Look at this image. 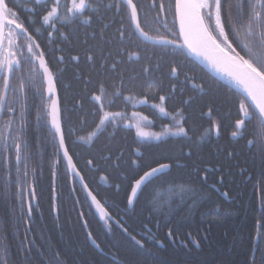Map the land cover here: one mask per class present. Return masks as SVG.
Masks as SVG:
<instances>
[{"label":"trees","instance_id":"16d2710c","mask_svg":"<svg viewBox=\"0 0 264 264\" xmlns=\"http://www.w3.org/2000/svg\"><path fill=\"white\" fill-rule=\"evenodd\" d=\"M107 2L108 0H105V3ZM133 2L143 5L147 11L152 0ZM156 2L159 4V0ZM12 3L19 5L21 17L26 18L29 13L24 4L28 3V7H32L34 0H12ZM152 15H155V12ZM107 17L106 23L111 26L105 30L104 38L112 43L105 44L104 47L106 51L115 52L119 46L117 30L121 23L127 26V20L122 19V13L117 14L115 9L108 12ZM113 18L115 22H112ZM160 20L162 25L164 17L161 16ZM167 22L171 25V16H168ZM100 27L98 22H94L88 31L96 29L98 32ZM160 32L164 33L162 26ZM150 34L156 35L155 32ZM84 39L83 32L71 35L69 42H63L57 37L56 44H59L63 51L55 52V45L48 43L46 33L39 36L42 50L46 52V58L58 76L56 90L59 106L65 117L66 146L69 154L84 183L97 195L105 210L138 239L143 240L158 264H251L253 259L259 261L264 258L261 257V250L264 249V205L256 185L261 162L259 156L250 150L245 138L230 135L234 130L232 123L236 118L234 91H229L227 87H217L215 81L209 79L208 71L201 65L189 71L191 65L183 57L168 56L160 74L155 75L151 81L156 86L155 98L149 94L148 104L121 99L111 110H126L129 114L132 111L141 112L153 121L149 130L161 132L162 125L172 123L171 118L161 115L151 105L158 103L159 95L163 94L158 90L161 80L165 91L170 89L172 82H176L177 78L165 75L169 63L173 59L178 64L183 61L179 81L184 80L185 72H188V75L195 74L198 79L194 83H201L199 77H203L207 90V94L200 93L190 84H185L181 91V85L178 84L173 99L166 104L169 112H175L180 107L187 109L185 127L189 130V135L182 137L169 134L159 140L137 143L135 130L125 129L121 124L115 129L108 126L107 130L94 137L91 143L82 142L79 137H86L89 132L95 130V125L92 123L93 105L88 99L90 92L86 93L84 80L80 75L91 76L95 80L99 71L98 67L91 68L83 58L78 64L70 59L71 55L83 57L87 48L83 43ZM99 43L100 41H88L89 45ZM133 50L135 49L125 45L126 59L127 52ZM59 55L65 57L64 63L57 61L56 57ZM91 87L92 85L88 86L89 89ZM129 94L135 96L136 100L142 99L144 95L140 88H130L125 92V95ZM191 95L196 96V104L192 107L182 105L181 101ZM78 100H82V106L77 105ZM41 103L40 93L30 90L25 139L32 151L29 169H36L35 176L32 177L30 173L29 178L34 179L38 199L32 203L31 216H26L25 210V219L29 223H24L19 214L20 204L15 199L14 191L5 196L4 145L0 142V250L7 246V258L14 264H49L57 253L62 264H95L97 260H100L101 264H107V260L100 256L99 251L87 239V233L90 231L93 234L108 260L111 259L110 251H116L110 248V241L122 237L123 234L117 224L97 218L82 187L76 178L68 173L61 152L58 155L56 153L57 142H52L48 127L36 119V107ZM193 107L195 111L192 110ZM208 107L213 109L212 119L221 124L220 135L212 132L201 140V135L208 129L211 121L206 116L201 117L200 113L207 111ZM6 119L7 114L0 112V124ZM81 119L86 120V123L82 125ZM68 126L77 129L75 134H67ZM81 128L82 131L79 130ZM134 148H139V153L134 152ZM228 152L233 155L228 157ZM90 159L93 160L92 165L87 163ZM132 160H137L142 170H146L147 165L154 167L159 163L172 166L167 172L158 175L139 194L137 202L128 208L125 190L137 167L131 163ZM10 161L11 184L16 175L14 155L10 156ZM57 161L59 162L55 163ZM205 176L207 179H204ZM117 184L120 189H117ZM213 184L216 187L209 192ZM169 185L186 190L185 203L178 210L166 215L167 206L156 211L150 200L154 187L167 189ZM53 191L58 205L56 212L52 211ZM225 191L229 194L227 197L222 195ZM172 201L175 209L179 197H173ZM193 201L196 203L193 204ZM189 205H192L191 209ZM81 212L85 213L84 219L80 218ZM85 220L87 228L84 227ZM257 220L262 222L261 225H257ZM169 229L172 236L168 235ZM125 254L126 250L121 247L119 256Z\"/></svg>","mask_w":264,"mask_h":264},{"label":"snow or ice","instance_id":"6c2138e0","mask_svg":"<svg viewBox=\"0 0 264 264\" xmlns=\"http://www.w3.org/2000/svg\"><path fill=\"white\" fill-rule=\"evenodd\" d=\"M24 8L29 13L26 18L21 17L19 5L13 4L12 0H0V112L7 114L6 121L0 124V142L4 145V191L5 196L14 191L15 199L20 204L19 214L24 223H29L25 219V210L26 216H31L32 202L38 199L34 179L29 178L30 173L32 177L35 176L36 169H29L32 151L25 139L30 90L40 93L42 103L36 107V119L48 127L52 142H58L57 155L63 152L68 172L80 177L84 191L91 199V204L95 206L100 219L106 222L112 219L97 199V195H94L88 185L83 183V177L75 170L76 165L66 146L65 117L56 97L58 76L50 66L46 52L42 50L39 42V36L45 33L48 43L55 45L53 51L62 52L63 49L56 44L57 37L63 42H69L71 35L83 32L86 51L83 57L71 55L70 59L78 64L83 58L91 68H99L95 80L91 76L80 75L84 80L86 93L90 92L88 99L93 105L92 123L95 125V130L89 132L86 137H79V140L85 143H91L93 138L106 131L108 126L115 129L121 124L125 129L135 130L137 143L152 139L159 140L169 134L187 137L189 135V130L185 127L187 109L180 107L175 112H169L166 104L173 99L178 84L181 85V91L185 84H190L200 93L207 94V90L203 77H199L201 83H194L198 79L195 74L188 75V72H185L184 80L179 81L183 61L178 64L173 59L169 63L165 75L177 78L176 82H172L170 89L165 91L161 80L158 90L163 94L159 95L158 103L151 105L161 115L171 118L172 123L162 125L161 132L149 130L153 121L141 112L132 111L129 114L126 110L112 111L111 108L121 99L126 102L148 104L149 94L155 98L156 86L151 81L155 75L160 74L168 56L183 57L191 65L189 71L202 64L208 70L209 79L214 80L217 87H227L229 91H234L236 118L232 123L234 130L230 135L245 138L250 150L259 156L261 169L256 185L264 205V0H235V2L233 0H174V2L168 0L167 3L165 0H159V4L156 0H152L147 11L144 10L143 5L134 3L133 0H108L107 3L105 0H34L32 7H28V3H25ZM113 9L117 14L122 13V19L127 20V26L121 23L117 30L119 46L115 52L106 51L104 47L105 44L112 43L105 40L104 32L111 26L106 21L107 13L112 12ZM153 12L155 15H152ZM161 16L164 17L162 25ZM168 16L172 18L171 25L167 22ZM94 22H98L101 27L98 32L96 29L89 32L88 28H91ZM112 22H115L114 18ZM161 26L164 29L163 34L160 32ZM153 32L156 35L150 34ZM89 40L100 43L89 45ZM125 45L135 49L127 52V59ZM56 59L59 63H64L65 57L59 55ZM89 85H92L91 89L88 88ZM130 88L142 89L143 98L136 100L131 94L125 95ZM44 92L48 94L46 99ZM76 103L82 106V100ZM181 104L194 106L196 96H188L181 101ZM192 110L195 111V108L193 107ZM212 114L211 107L200 113L201 117L206 116L211 121L208 129L201 135V140L212 132L217 136L220 135L221 124L218 120L212 119ZM80 123L83 125L86 120L81 119ZM76 131L74 126L67 127L68 135H73ZM133 151L139 153L140 149L134 148ZM11 155L15 157L16 175L14 182L10 184ZM232 155V152L227 153L228 157ZM87 163L92 165L93 160L90 159ZM131 163L137 167L125 190L129 207L137 202L139 194L158 175L172 166L159 163L155 167L147 165L146 170H142L137 160H132ZM141 170L142 174H140ZM55 175L53 165V177ZM204 179L207 177L205 176ZM222 179L221 177V182ZM116 187L120 189L119 184ZM215 187V184L211 185L209 192ZM185 191L183 187L177 189L174 185H169L167 189L156 186L151 191L150 203L156 211L167 206L166 215L170 214L185 203ZM222 195L227 197L229 194L225 191ZM177 196L179 203L174 209L172 198ZM195 203L196 201H193V204ZM188 207L191 209L192 205ZM217 208L219 209V206ZM52 211H58L55 191H53ZM79 215L84 219L85 213L81 212ZM256 223L261 225L262 222L257 220ZM116 224L123 236L110 241V248L116 249L115 252L110 251V260L105 257L101 245L93 234L90 231L87 233V239L95 249L99 250L100 256L107 260V264H158L151 249L146 248L142 239L133 235L119 220ZM84 227H88L86 220ZM109 231L111 232L110 226ZM168 235L172 236L171 229ZM124 237L127 239L125 240ZM156 243L160 242L156 241ZM194 243L199 247L197 242ZM121 247L126 250L124 256H119ZM261 257H264V249L261 250ZM0 264H14L7 258V246L0 250ZM49 264H62L58 253ZM95 264H101V261L97 260ZM251 264H264V258L259 261L253 259Z\"/></svg>","mask_w":264,"mask_h":264},{"label":"water","instance_id":"95a60500","mask_svg":"<svg viewBox=\"0 0 264 264\" xmlns=\"http://www.w3.org/2000/svg\"><path fill=\"white\" fill-rule=\"evenodd\" d=\"M201 66L204 68V66L201 64ZM206 71H208L206 68H204ZM46 87V86H45ZM45 93V98H47V93L46 92H44ZM56 97H57V100H58V95H57V90H56ZM50 103V102H49ZM58 103H59V101H58ZM50 127V126H49ZM58 143V142H57ZM61 155H62V157H63V152H61ZM63 159H64V157H63ZM65 161V164H66V168H67V161L66 160H64ZM157 166V165H156ZM155 167V166H154ZM76 170V169H75ZM169 169H166L165 171H164V173L165 172H167ZM68 171V170H67ZM77 171V170H76ZM78 172V171H77ZM69 174H71V175H73L74 176V174L73 173H70V172H68ZM81 176V175H80ZM75 178H76V180L78 181V183L80 184V186L82 187V189H83V191H84V188H83V184L81 183V180H80V177L79 176H74ZM83 183H84V181H83ZM85 184V183H84ZM84 193H85V195H86V198H87V200H88V202H89V204H90V206H91V208H92V210H93V212L95 213V215L97 216V218L100 220V221H104V220H102V219H100V215H99V213L97 212V210H96V208H95V206H93L92 204H91V199L90 198H88L87 197V194H86V192L84 191ZM32 203H34V201L32 202ZM128 206V205H127ZM132 207V206H131ZM131 207H129L128 206V208H131ZM111 216V215H110ZM110 221H112L113 223H115L116 224V220H114V218H112ZM90 243H91V241H90ZM99 251V250H98Z\"/></svg>","mask_w":264,"mask_h":264}]
</instances>
